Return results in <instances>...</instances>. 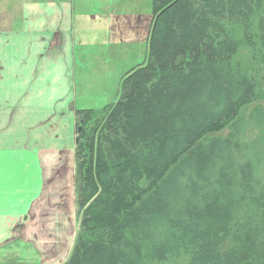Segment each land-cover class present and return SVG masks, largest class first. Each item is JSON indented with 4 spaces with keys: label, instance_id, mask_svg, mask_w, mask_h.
<instances>
[{
    "label": "trees",
    "instance_id": "1",
    "mask_svg": "<svg viewBox=\"0 0 264 264\" xmlns=\"http://www.w3.org/2000/svg\"><path fill=\"white\" fill-rule=\"evenodd\" d=\"M151 5L146 64L114 104L74 111L65 264H264V110L244 115L264 100V0Z\"/></svg>",
    "mask_w": 264,
    "mask_h": 264
},
{
    "label": "crops",
    "instance_id": "2",
    "mask_svg": "<svg viewBox=\"0 0 264 264\" xmlns=\"http://www.w3.org/2000/svg\"><path fill=\"white\" fill-rule=\"evenodd\" d=\"M74 2L0 0V217L27 225L35 212L44 230L61 229L63 212L76 209L78 109L66 110L72 61L65 60L74 55ZM93 11L95 20L105 14L103 6Z\"/></svg>",
    "mask_w": 264,
    "mask_h": 264
},
{
    "label": "rangeland",
    "instance_id": "3",
    "mask_svg": "<svg viewBox=\"0 0 264 264\" xmlns=\"http://www.w3.org/2000/svg\"><path fill=\"white\" fill-rule=\"evenodd\" d=\"M74 4L75 40L71 48L74 55L73 59H65L72 61L69 75L72 94L66 110L99 111L118 100L120 81L125 74L148 60L151 0H75ZM101 6L105 14L98 13L102 15L100 20L92 19L97 14L93 10ZM251 56L249 47L239 46L234 61L244 69L254 70L256 65ZM62 105L54 104L53 110L60 113ZM255 107L264 110V100L246 106L244 115ZM60 119L65 123L67 116ZM226 133L227 130L220 134ZM63 213L64 227L56 231L40 228L45 221H40L35 212L27 225L15 218L0 217V264H65L79 229V217L74 206L73 211L70 208Z\"/></svg>",
    "mask_w": 264,
    "mask_h": 264
}]
</instances>
